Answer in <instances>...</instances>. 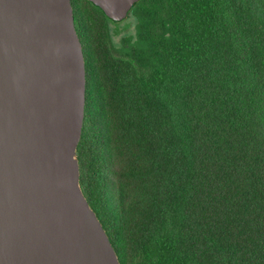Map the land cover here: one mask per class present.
I'll return each mask as SVG.
<instances>
[{
  "label": "trees",
  "instance_id": "trees-1",
  "mask_svg": "<svg viewBox=\"0 0 264 264\" xmlns=\"http://www.w3.org/2000/svg\"><path fill=\"white\" fill-rule=\"evenodd\" d=\"M71 1L80 183L120 263L264 264V0H139L119 32Z\"/></svg>",
  "mask_w": 264,
  "mask_h": 264
},
{
  "label": "water",
  "instance_id": "water-1",
  "mask_svg": "<svg viewBox=\"0 0 264 264\" xmlns=\"http://www.w3.org/2000/svg\"><path fill=\"white\" fill-rule=\"evenodd\" d=\"M86 82L71 0H0V264H121L80 183Z\"/></svg>",
  "mask_w": 264,
  "mask_h": 264
},
{
  "label": "rangeland",
  "instance_id": "rangeland-1",
  "mask_svg": "<svg viewBox=\"0 0 264 264\" xmlns=\"http://www.w3.org/2000/svg\"><path fill=\"white\" fill-rule=\"evenodd\" d=\"M81 5L83 10L85 11V13L87 14V12H89L91 10V6H89L86 2H84V0H81ZM92 11V10H91ZM129 22V19L122 20V21H111L110 22V27L112 28V30L114 32H119L121 31L123 28L126 27L127 23ZM128 32H134V24L131 23L130 26H128V29H126L125 33ZM120 39V36L116 37V40L118 41Z\"/></svg>",
  "mask_w": 264,
  "mask_h": 264
}]
</instances>
